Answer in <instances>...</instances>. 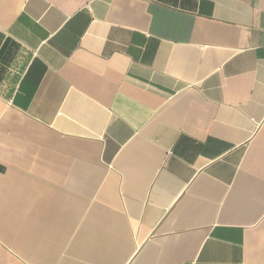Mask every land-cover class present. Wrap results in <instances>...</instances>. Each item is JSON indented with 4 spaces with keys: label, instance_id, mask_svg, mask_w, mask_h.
<instances>
[{
    "label": "crops",
    "instance_id": "obj_1",
    "mask_svg": "<svg viewBox=\"0 0 264 264\" xmlns=\"http://www.w3.org/2000/svg\"><path fill=\"white\" fill-rule=\"evenodd\" d=\"M0 264H264V0H0Z\"/></svg>",
    "mask_w": 264,
    "mask_h": 264
}]
</instances>
